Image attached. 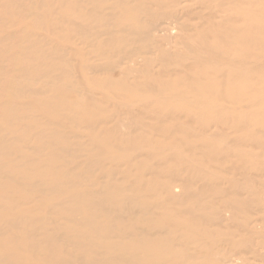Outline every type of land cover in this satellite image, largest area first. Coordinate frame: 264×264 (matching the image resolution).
Instances as JSON below:
<instances>
[{"label":"bare ground","instance_id":"obj_1","mask_svg":"<svg viewBox=\"0 0 264 264\" xmlns=\"http://www.w3.org/2000/svg\"><path fill=\"white\" fill-rule=\"evenodd\" d=\"M0 264H264V0H0Z\"/></svg>","mask_w":264,"mask_h":264}]
</instances>
